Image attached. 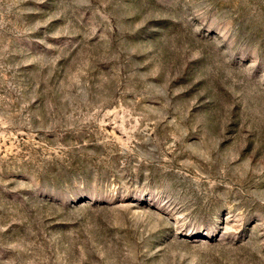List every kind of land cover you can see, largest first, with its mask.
Segmentation results:
<instances>
[{"label":"rangeland","instance_id":"obj_1","mask_svg":"<svg viewBox=\"0 0 264 264\" xmlns=\"http://www.w3.org/2000/svg\"><path fill=\"white\" fill-rule=\"evenodd\" d=\"M0 264H264V0H0Z\"/></svg>","mask_w":264,"mask_h":264}]
</instances>
